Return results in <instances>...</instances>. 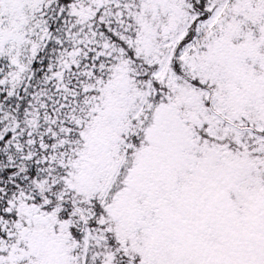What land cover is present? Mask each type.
<instances>
[{"label": "snow or ice", "instance_id": "1", "mask_svg": "<svg viewBox=\"0 0 264 264\" xmlns=\"http://www.w3.org/2000/svg\"><path fill=\"white\" fill-rule=\"evenodd\" d=\"M0 264H264V0H0Z\"/></svg>", "mask_w": 264, "mask_h": 264}]
</instances>
